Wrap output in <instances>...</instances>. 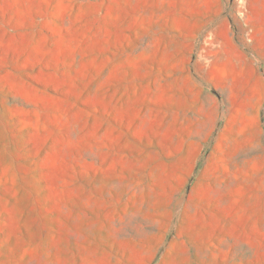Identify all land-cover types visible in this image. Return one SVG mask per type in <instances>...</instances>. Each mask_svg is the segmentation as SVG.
<instances>
[{"label": "rangeland", "instance_id": "obj_1", "mask_svg": "<svg viewBox=\"0 0 264 264\" xmlns=\"http://www.w3.org/2000/svg\"><path fill=\"white\" fill-rule=\"evenodd\" d=\"M0 264H264V0H0Z\"/></svg>", "mask_w": 264, "mask_h": 264}]
</instances>
